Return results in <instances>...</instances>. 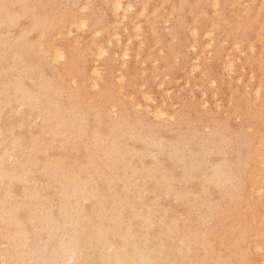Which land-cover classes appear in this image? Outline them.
<instances>
[{
    "label": "bare ground",
    "instance_id": "1",
    "mask_svg": "<svg viewBox=\"0 0 264 264\" xmlns=\"http://www.w3.org/2000/svg\"><path fill=\"white\" fill-rule=\"evenodd\" d=\"M1 1L21 7L15 9V18L5 16L0 10V25L5 23L6 33L14 31L13 29L20 25L17 32L6 35V44L14 51L9 61L14 70L10 72L11 77H2L0 87L5 90L14 89L20 95L29 94V101L33 102L32 109H36L39 117L37 125L27 128L29 133L36 131L37 135H33L31 138V154L27 155V160H22L24 162L21 163L22 165L28 164L30 167L22 171L21 177L27 179L30 174L35 177L36 180H33L35 192L39 196L45 195L46 201L49 199L51 203H55L57 215L61 218L56 219L55 215L47 216L36 201H31L26 203L30 221H34L42 214H45L50 226L58 225V221L65 220L66 237L64 238L69 242L68 258L72 260H70L72 264H143L144 261H152L156 264H251L247 258L250 250L259 251L258 249L264 244V201L259 199L251 202L245 196L249 183H251V189L255 196L261 197L260 195L264 193V56H262L264 54V0H256L258 3L256 9H252L250 6L246 7L249 5L246 4L249 0L245 4V0H128L130 3L122 0H101L99 2L96 0V8L92 4L89 6L90 3L87 1L84 2L85 7L79 5L78 0ZM90 2L92 3V0ZM98 3L100 6L107 4L109 6L108 13L110 8L113 12H121L117 15L119 18L114 15L116 21L112 22L115 25L110 23L111 28L106 26V15L102 14L104 10L102 12L95 10ZM130 7L132 10L129 9ZM245 11L249 14H244ZM103 13H107V10ZM75 28L80 29L79 33L74 34L72 39L65 40L64 32L71 29L74 31ZM127 28L138 36L142 35L140 37L143 40L138 41L134 50L130 43V47L126 45L129 41H126L125 47L131 48L133 51L136 50L135 55L138 54L139 65L147 62L148 75L146 78L148 77L147 82L150 86L153 85V88L157 85L153 79L154 75L163 76L171 73L174 56L184 45L190 43L188 46H192L191 48L194 49L197 44H201L198 43L200 34L203 35L201 37H203L204 48L198 46L203 48L202 53L204 54V50L209 45L212 46L213 40L214 43L216 42L215 46L226 42L227 35L225 37L224 33L229 29L236 30V35L232 38L233 42L230 40L232 44L229 43L231 45L228 44L225 47L231 48L229 51L233 47L238 50V47L242 46L243 39L250 38L252 40L253 37L259 40L257 45L248 40L247 47L251 53L248 60L250 61H248L246 69L240 68L242 77L241 75L237 77V81L241 83L242 78L248 80L246 88L248 87L251 92L249 98L242 99L243 96L235 97L232 92H228V82L223 77V72H227V68L230 69L228 73L234 72L231 69L234 67L235 61L228 58L231 54L226 56L224 64H221L218 59L209 63L205 60L214 75L204 76L206 75L204 74L206 70H204L199 74V79L194 82L195 94L200 93L202 96L200 106L204 108L208 103L213 105V111L205 112L204 109H201L203 110L201 121H204L206 125H214L216 132H223L225 126L231 123V121L230 123L227 121L230 115H233L232 119L237 117L239 119L237 122L240 123L238 130L234 131L232 142L228 138L222 137V146L214 152L211 163L209 161L204 164L199 161L194 162L192 158L195 157V149L189 153V164L184 167L185 170H182L181 164L186 156L177 146L168 147L166 143L168 141L160 137H166L168 134L174 133L173 131L181 130L180 127L175 129L176 127L169 125L170 123H166V119L160 117L162 120H166L158 127L161 128L160 130L150 126L143 128L140 117L135 114L139 111L132 115L130 108L134 106H131L130 103L126 104L127 107L131 106L129 109L124 106L125 91H135L140 86L138 82L142 80V78L137 80L134 75V69L141 66L136 67L138 58L130 60L129 64L122 65L121 61V65H118L117 57L115 61L113 58L103 59V61L100 57V62L99 60L98 63L93 61L95 62L94 77H92L94 79L90 82L91 84L85 82L87 81L85 80V76L87 77L85 70L87 64L85 63H90L88 62L90 50L95 48L92 45L98 46V50L96 49L98 54L103 57L109 56V54H104L107 53L105 48L118 39L117 34L121 37V33L126 32L121 30L126 29L129 32ZM231 33L229 36L233 37ZM62 34L61 38L64 40L58 41L57 37ZM95 34L100 37L97 38ZM71 35L66 34L65 37L69 36L70 38ZM138 36L137 38H139ZM119 40L121 44V39ZM132 40L130 42H133ZM113 44L117 49V45ZM120 44L118 45L120 46ZM258 45L261 47L262 50L258 47L261 51L255 47ZM119 46L118 48H120ZM111 48L112 46H110ZM212 48L215 47H211V50ZM197 49L199 50V48ZM117 51L115 52L117 53ZM125 51L128 53L129 50ZM25 52L30 53L36 61L32 63L26 60ZM194 52L193 54L202 55L199 51L198 53ZM241 52L243 54V51ZM4 53L9 55L6 46L3 49ZM98 54H94L97 59L99 58ZM123 54L120 55V58L123 57ZM178 54L179 58L180 53ZM211 54L213 55V53ZM198 55L196 63L191 64L192 69L189 70L196 69L201 64L202 58L200 57V60ZM128 56L129 53L125 57L128 58ZM130 56H133V53ZM236 57L238 58V56ZM187 58L184 57L181 61L182 66L190 61ZM87 59L89 60L87 61ZM37 60L42 63L53 62L54 64L58 61L63 62H59V67H56L58 71H54L51 75H45L40 68L41 62ZM209 60L211 59L209 58ZM92 63L91 65H93ZM202 63L204 62L202 61ZM99 65L105 67L104 72L98 71ZM53 66L50 67L53 69ZM144 66L142 65V67ZM22 67L32 68L35 72L21 70ZM19 70L22 71V75L16 76L20 72ZM183 72L186 71L181 73L183 74ZM3 73L0 68V76ZM228 73L227 75L234 77ZM14 76H16L15 79ZM114 78L117 80V87H115L116 81L113 83ZM32 79L35 82L34 86L26 83ZM84 83L91 87L88 85L87 88L85 87V91H81ZM206 83L207 87L209 86L211 89L208 88L210 92H200ZM211 83H216V89L209 85ZM167 90L166 92L171 91ZM190 92L192 93V91ZM144 94L146 95V92ZM9 95L10 99L5 96L4 100L13 101L11 94ZM149 96L152 97L151 94ZM85 98L94 109L90 108L91 105L87 107L83 105L87 104L84 102ZM127 98L134 99L136 97L127 96ZM218 99L224 100L227 104L224 111L219 108L221 105L218 107L214 105V100ZM157 100V105H160L161 99L159 102ZM234 100L237 102L234 103ZM7 102L4 101L3 105L6 106ZM170 102L171 99L169 104ZM231 103L232 107L228 109ZM217 105L219 104L217 103ZM139 106L141 105L138 102V106L135 107ZM148 106L146 108L150 110L151 107ZM163 110L161 112L153 111L157 116H161L162 113L164 116L166 113ZM140 115L142 114L140 113ZM171 117L173 118V116ZM22 118L28 121L31 115ZM150 118L152 120V117ZM142 119H144L143 115ZM24 120L21 122L27 123ZM146 121H144L145 124ZM229 129L232 130L231 127ZM15 131V126L10 129L6 127L1 131V137L6 141L10 140L12 144L20 143L19 145H21L22 135ZM177 134H180V131L174 133L175 137L172 135L173 139L170 145L177 141ZM117 139L118 142H116ZM254 139L258 141V144L255 145ZM237 140L247 151L243 167H239L236 162L231 166L233 162L232 147ZM166 148L170 149L169 158H165V161L159 163V159L155 160L154 158L156 155H164ZM205 150L206 148L203 149V151ZM225 150L229 151L221 156L220 153ZM111 152L115 153L113 161H110L108 157ZM6 153H11L9 146H7ZM136 156L151 159L153 163L137 169L135 168ZM180 160H182L181 163ZM172 163H177L176 167L180 165L181 175L175 174L171 169H164V167L171 166ZM250 172L254 173L256 177L259 175L261 180L250 179ZM5 173L4 168L0 166V177ZM190 179H200L202 191H192L191 189L190 193L188 191L183 195L182 181H190ZM189 185H191L190 182ZM155 192L159 198L151 204L148 199ZM186 195L189 200L184 199ZM2 197L0 192V218L12 223H14L13 221L17 222L20 217L14 211V203L11 202L3 206ZM171 198H174L176 202ZM179 204L186 206L182 212H178ZM87 206L90 210H86ZM193 210L197 212L195 216L198 219L197 222H194ZM156 226L161 229V233L158 235L154 233ZM138 234L143 235L147 241H151L152 246H134L127 250ZM248 236L251 237L250 244L247 240ZM23 239L24 235L22 234L16 240L10 241V251L17 243L20 246V241L23 242ZM82 239L85 240L84 243H81ZM220 244L223 246L221 253L218 251ZM104 248L108 249L107 254L103 252ZM193 251H199L201 257H196ZM98 252H100L99 256L94 259V254ZM61 253H55V258L61 257ZM260 254L258 253V255ZM254 264H257L256 261Z\"/></svg>",
    "mask_w": 264,
    "mask_h": 264
},
{
    "label": "rangeland",
    "instance_id": "2",
    "mask_svg": "<svg viewBox=\"0 0 264 264\" xmlns=\"http://www.w3.org/2000/svg\"><path fill=\"white\" fill-rule=\"evenodd\" d=\"M78 1H79V3H78L79 5H83L84 6L85 5L84 2L87 1V2L90 3L89 6H91V4H92L94 6V8H96L97 2H99L101 0H97V2H96V0H92V3L90 2L91 0H78ZM122 1H125L127 3L129 2L128 0H122ZM246 1H248V0H245L244 4L246 3ZM252 1H255V2L253 3ZM251 2H252V5H250ZM0 3H2L1 0H0ZM246 4H249V5H246V7L250 6L252 9H256V7L258 6V3H257L256 0H249ZM98 6H97V9H95L96 11L102 12L104 10L103 12H106V10H107V13H108L109 6H107V4H105L103 6H100V4L98 3ZM131 8L132 7H130L129 9H131ZM84 10H86V9H84ZM103 12H102V14L106 15L105 21H106V26L108 28H111L112 25H115V24H113V23H115L113 21L114 20L116 21V19H114V17L116 16L117 18H119V16H117V15H119L121 13V12L117 13V11L113 12L112 8H110V11H109V13H111L112 15L111 14L108 15L109 13L107 14V13H103ZM245 12H244V14H246V15H247V13L249 14V12H247V11H245ZM107 16H109V17L107 18ZM19 28H20V25L18 27L14 28L13 29L14 31L6 33L7 30L5 28V23L0 25V68L4 72L3 75L0 76V80L2 79V77L3 78H7V77H11L12 76V74L10 72H12V70H14V69L10 66L9 61L11 60L10 58L13 56L14 51L7 46V44H6L7 43L6 35L7 34H11L12 32H17V30H19ZM127 29H129V28H127ZM78 30H80V29L75 28L74 31H73V29H71L70 31H73V32H71V33H73L72 35H71L69 30H66L64 32V36L62 34V35L58 36L57 39H58V41H63L64 39L68 41L69 39H72L76 34L79 33ZM234 30L235 29H229V30H227L225 32L227 34L224 33V36L227 35V37L226 36L225 37H226V39L228 38V40L225 39L226 42H223L222 45L219 44V45L215 46L214 44H216V42L214 43V40H213L212 46L209 45L207 47V49L204 50L205 54L202 53L203 48H204L203 47L204 41L202 40L203 37H201V36H203V35H201V34L199 36L200 38L198 40V43H201L202 45L201 44H197L194 47L195 50L193 48H191L192 46H188V45H190V43L188 45H184L181 48L182 50L180 49L179 52H178V53H180V57L178 58V56H179L178 53H177L178 55L176 54L174 56V59H173L174 64H173V67H172V72L168 73V74H165L163 76L154 75L153 79H155V80L159 79L158 81L154 80V82L157 84V85H155V88H153L154 87L153 85L150 86V84H148V82H147V79H148V77L146 78V76L148 75L147 74V62H145V63L143 62L142 63L143 66L145 65L144 67H142L141 64H140L141 65L140 66L139 63H138V61H139V57L137 56L138 54L135 55L136 54V50L133 51L135 49V45L138 43V41L143 40V38H141L142 35L140 34L138 36V35H136V33H133L130 29H129V32L126 29L125 30H121L122 32H125V31L126 32L125 33H121L122 34L121 37L119 36V34H117L116 37L118 39L114 40L113 42H111V44H108L109 48H108V46L105 48V49H107L106 50L107 53L105 52L104 54L105 55L109 54L110 57L108 55L103 57V55L98 54V51H97L98 50V46L97 45L96 46L92 45V47H95V48H92L90 50V54H89V56H90L89 59L90 60L87 59V61L89 60L88 62H90V63L89 64L85 63V64H87V65H85V70L87 71V77L85 76V80H87V81H85V82L91 84L90 82L94 79V78H92V77H94V72H93L94 70L93 69H94V64H95V62H93V61H96V63H98V60L100 62L101 59L102 60L103 59L107 60L108 58L109 59L113 58L114 61H115V58L117 57L116 58L117 59L116 60L117 64L121 65L120 63L122 61L123 62L122 65H123V64H129L133 59L138 58V59H136V67L140 66V68L138 67L137 69L136 68L134 69L135 73H136V74L134 73V75L137 78V80L139 78H142L141 82H138V83H140V86H142V87L144 86V87L142 88V87L138 86L135 89V91L128 90L129 94H128V91L126 90L125 91L126 94H124L125 95L124 97L127 98V96H128L130 98H132V97H136V98H134V99L133 98L132 99L124 98V102H125L124 106L127 107L126 104L130 103L131 106L135 107V106H138V102L140 103L141 106H139V107H141V108L135 107V109L137 108L136 110L134 109V107H131L130 105H128L127 108L128 109H129V107L133 108V109L130 108V112H131L132 115L136 114V115H138L140 117V122H142L141 124L143 125V128H147L148 126H150V127H156L157 130L158 129L160 130L161 128H158V127H160L162 124H164L163 122L166 121V120H167L166 123L169 122L170 124L169 123L168 124L173 126L174 128L176 127L175 129L180 127L181 130H178V131H180V134H177V138H176L177 141H174V143H172V145H170L171 141L173 139L172 135H173V137H175L174 133H178L177 130L173 131L174 133L168 134L166 137H163V136H160V137H162L163 140L168 141V142H166L168 147L177 146L179 148V150H181L184 153V155L186 157H185L183 163L181 164L182 170H185L184 167H187V165L189 164V160H190V157H189L190 154L189 153L191 151H193V150L195 151V149H196V151H195L196 154H195V157L192 158L194 160V162L199 161V162H202L201 164H204L205 162L209 161L211 163V157L214 156V152L216 150H218L222 146L221 145L222 137L228 138L232 142V140L234 139V135H235L234 131L238 130V128L240 127V123L237 122V121H239V119L237 117H236L237 119L236 118L232 119L233 115H230V118L228 117L229 119H227V121H229V123L231 121V123L228 124L227 126H225V130L223 132H216L215 128H214V125H212V124L206 125L204 123V121H201V119H202L201 116H202V113H203V110H201V109H204L205 112L213 111L212 110L213 105H210V103H208L204 108L200 106L202 96L200 95V93L195 94L196 93V91H195L196 86H194V82H195V80L199 79V74L202 73L204 70H206V71H204V74H206L204 76L211 77V76L214 75L213 70L210 69V66L209 65L207 66V64L209 62L214 61L215 59H218L219 62H221V64H224L226 56L228 54H231V56L230 57L228 56V58H231V60H233V62L235 61L233 63L234 67L233 66H232L233 68L231 67L232 68L231 70L234 71V72L228 73V71L230 72L229 68L226 69L227 72H223V77L228 82V85H227L229 87L228 88L229 89L228 92H230V93L232 92V94L235 97L243 96L242 99H244V98L246 99V98H249V96H251V92L249 91V88L248 87L246 88V85L248 84V82H247L248 80L246 78L245 79L242 78L241 81L242 80L243 81L241 83V82L237 81V77H240L239 75H241L240 74L241 73V69H246L247 66H248V61H250L248 59L251 56L250 55L251 53L249 51V48L247 47L248 46L247 43H249V41H250V42H253L255 45H257L259 43V40L257 38H253V37H252V40L250 38H248L249 41L247 39L246 40L243 39L244 41L240 40L242 42V44H241L242 46L238 47V50L237 49L235 50L234 47H233L232 50L229 51V49H231V48H225V47H227V45L229 43L232 44V42H233L232 38H234L235 37L234 35H236V30L235 31ZM233 31H234V33H231ZM230 33L233 34V35H231L233 37L229 36ZM66 34L71 35L70 38H69V36L65 37ZM99 34H101V33H99ZM62 36H63L64 39L61 38ZM129 36H130V38H129ZM137 36L139 38H141V39L137 38ZM98 37H100V35H98L97 38ZM59 38H61V39H59ZM132 38H135V39L132 40ZM119 39H121V44H120V40ZM129 39L132 40L133 42H130ZM136 40H137V42H136ZM230 40H232V42ZM118 41H119V43H118ZM126 41H129V42L126 43ZM113 43H115L117 45V49L114 48L115 45ZM125 43H126V45L128 47H130L129 46V43H130L132 49L133 48L134 49L131 50V48L125 47L126 46ZM225 43H227V44H225ZM118 44H120V46ZM231 44H229V45H231ZM198 45H200L203 48H201ZM5 46L9 50V55H6L5 53L3 54V49H4ZM110 46H112L111 49H110ZM118 46L120 48H118ZM243 46H244V49H246V50L243 49ZM196 47L199 48V50ZM211 47H215V48H212V50H211ZM255 47L257 48V50L259 48L261 49V47H259V45L255 46ZM185 48H187V49L184 50ZM113 49H114V51H112ZM124 49L125 50H129L128 51V53H129L128 58L125 57L126 55H128V53ZM260 49L258 51L262 50V49L261 50ZM115 51H117L118 54ZM184 51H185V53H184ZM194 51H196V53H198V51H199V53L201 52L202 55L199 56L198 54H193V53H195ZM233 51H236L237 53L233 52ZM241 51H243V54H242ZM92 52H93V55H92ZM123 52H124V54H123ZM96 53L98 54L97 56H99L98 59H97L96 56H94V54H96ZM132 53H133V56H130V55H132ZM182 53H184V54H182ZM188 53H189V56L187 55ZM211 53H213V55ZM121 54H123V57L120 58ZM193 55H196V56H193ZM197 55H198L199 59L201 60V58H202V60H201V64L198 66V68H196L197 70L193 69L194 70V72H193V70H189V69L191 68V64L196 63ZM205 55H208V56H205ZM183 56L185 58L188 57L187 59L190 60L188 63H184L185 66H184V64H183V66L181 65L182 64L181 61H183V59H184ZM220 56H221V58H220ZM236 56H238L240 61H239V59ZM24 57H25L26 60H28V61H30L32 63H34L36 61L34 59V57L28 52L24 53ZM100 57H101V59H100ZM124 57H125V60L123 59ZM130 57H131V59H130ZM182 57H183V59H182ZM207 57H208V59H207ZM176 58H177L178 61L176 60ZM209 58L211 60H209ZM222 58H223V61H222ZM121 59H123V60H121ZM37 61H39V60H37ZM202 61L204 63H202ZM39 62H41V61H39ZM59 62L62 63L63 61L55 62L56 64H54L53 62L52 63L51 62L50 63L47 62L48 64L45 63V62L44 63L41 62V67L40 68L42 69V71H44L45 75H49V74L51 75V73H54V71H56V70L58 71V68H56V67H59V64H60ZM156 62L158 64V61H156ZM91 63L93 65H91ZM51 65H54L53 69L50 67ZM179 65H180V67H179ZM103 67L104 66L100 67V65H99L98 71L101 70L100 72H104L105 67L104 68ZM20 69L21 70H31V71L35 72V70L32 69V68L22 67ZM91 69H92V72H91ZM142 69H145L146 71H144ZM21 70H19L20 72H18L16 74V76L22 75V71ZM138 70L140 71L141 74L138 73L139 72ZM184 70L186 72H183V74H182L181 72L184 71ZM191 71H192V73L194 75L192 73L190 74ZM143 72H144V74H143ZM227 73L234 75V77H232V76L230 77V75H227ZM137 74H139L140 76L139 75L137 76ZM235 74H237V75H235ZM167 75H168V77H167ZM226 75H227V77H226ZM16 76H14V79L16 78ZM165 77H166V79H165ZM228 77H230V78H228ZM241 77H242V75H241ZM177 78H181V79L178 80ZM114 79H113V83H115V81H116L115 87H117V85H118L117 80L116 79L114 80ZM187 79H188V81H187ZM165 81H166V83H164ZM186 81H187V83H186ZM235 81H237V82H235ZM146 82H147V84H146ZM160 82H161V84H160ZM26 83L31 85V86L35 85V82L33 81V79L32 80H28ZM238 83H240V84H238ZM89 84L84 83V87H82L83 89H81V91H85V89L87 88V86ZM160 85H162V86L160 87ZM207 85L208 84L206 83V86H205L206 88L202 87L200 89V92H204V91L205 92H210L209 91L210 88H209V86L207 87ZM209 85H211L212 87L214 86V89H216L215 88L216 87V83H214V84L211 83ZM163 87H165V88H163ZM249 87H250V85H249ZM68 88H69V86H68ZM170 88H172V89H170ZM166 89H168V90L170 89L171 91L169 90L170 92H166ZM69 90H70V88H69ZM245 90L248 92V94H247V92ZM190 91H192L193 94ZM242 91H245V92H242ZM145 92H146V95L148 93L147 96L144 94ZM131 93H133V94H131ZM9 94H11V99H14L13 101L4 100L5 96H7L10 99V95ZM150 94H151L152 97L149 96ZM154 94L156 95V97H155ZM185 94H186V96H185ZM187 95H189V96H187ZM153 96H154V98H153ZM169 97L171 99L170 104H169V101H170ZM191 97H192V99H191ZM0 98H1V101H0V111H1L0 112V166H2L4 168V170H5V172H6L4 174V176L0 177V192H1L2 196H3L2 197L3 206L7 205V204H9L11 202L14 203V206H13L14 207V211L17 214V216L20 217V219L17 222L13 221L14 223L9 222L7 220H2L0 218V260L7 261L8 264H24L25 261H27V262H29V264H31V261H33V260H47V261H50L51 264H72L71 263L72 260L68 258V252L70 251V248L68 246L69 242L67 240H65V238H64V237H66V234H65L66 233V231H65L66 227H64L65 224H66L65 220L58 221L57 222L58 225L50 226V224L47 222L46 216H44L45 214L47 216H50V217H53L55 215L56 219H61L57 215L58 214L57 210L54 207L55 203H51L49 201V199L46 201L45 195L44 196L37 195V193L35 192L36 189H34V187H33V180H36V179H35V177L32 174H30L27 179L21 177L22 176V171H25L26 169H28L30 167V166H28V164L22 165L21 164L23 162L22 160H27L26 159L27 155L31 154V145H30L31 144V138H32L33 135L34 136L37 135L36 131L34 133L33 132L29 133L27 128L30 127V126L38 124V122H39L38 113H37L36 109H32L33 102L29 101V94L28 95H20V94H17L14 89H6L5 90V89L0 87ZM143 98L146 100V102H145V100ZM151 98H153V99L156 98V99L153 100ZM158 98L161 99V100L159 99L160 100L159 104L161 106L157 105L158 103H156V100ZM15 100H17V101L14 103ZM151 100L154 101L155 103L152 102ZM159 100H157V102H159ZM163 100L165 101V103H163L164 102ZM4 101H8L6 103V106L3 105ZM161 101H163V102H161ZM181 101H182V103H181ZM216 101H218L217 103L219 105H217ZM84 102H87L86 98H85ZM233 102L236 103L237 101L234 100ZM148 103H149V106H148ZM175 103H176V105H175ZM232 103L228 106V109H230V107H232ZM83 105L85 107H87V106H90L91 104H89L87 102V104L84 103ZM153 105L155 106V108H154ZM214 105L217 106V107L221 105L219 108L223 109V111L227 107V104L224 102V100L221 101L220 99L214 100ZM146 106L151 107L150 110H148L149 108L147 109ZM157 106H159V107H157ZM199 107H201V108L199 109ZM90 108L91 109L93 108L92 105L90 106ZM157 108L158 109H162V110L164 109L163 111L166 114H168L169 117L166 114L163 116L162 115L163 113L161 114V116H157L155 111L156 110H157V112H161L162 111V110H158ZM153 110H155V111H153ZM184 110L185 111H189V112H185ZM137 111H139V112H137ZM197 111H199V112H197ZM134 112H137V113L134 114ZM193 112H196V113H193ZM140 113L143 115L144 119H142V115H140ZM169 113L173 114V115H171V116H173V118L170 116ZM188 114L190 115V117H189ZM30 115H31V118L28 121H26V120H24L22 118V117H26V116H30ZM226 116H227V114H226ZM150 117H152V120H150L151 119ZM155 117H157V118H155ZM160 117L161 118L163 117L162 119H166V120H162ZM192 117H194V118H192ZM21 120H24L27 123L23 124L21 122ZM144 121H146L147 123L145 124ZM148 121H150V122L153 121V122H151L152 123L151 124ZM148 123L151 124V125H149ZM174 123L177 124V125H175ZM188 125H190V126H188ZM12 126H15V130H16L15 132L16 133H19L20 135H22V137H21L22 138V144L21 145H19L20 143L19 144H12L10 142V140L6 141V140H4L1 137L2 136L1 135V131L5 130L6 127H9V129H10ZM185 126H187V127H185ZM197 127L199 128L198 130H197ZM230 127H231L232 130L229 129ZM200 128H201V130H200ZM183 129H184V131H183ZM11 133H13V132H11ZM164 136H165V134H164ZM187 136H188V138H187ZM5 137L8 138L7 136H5ZM183 140H185V141H183ZM254 141H255V145L258 144V141L256 139H254ZM116 142H118V139H117ZM8 143H10V144L8 145ZM7 146H9V150L11 152L9 154L6 153ZM205 148H206V150L203 151V149H205ZM228 151L225 150L224 152H221L220 153L221 156H224V154H226V152H228ZM232 152H233V158H232L233 162H232L231 166H233V163L235 164V162H236V164L239 167H243L244 164H245V162H244L245 157L247 156V151H246L245 147L240 145V143L237 140L236 142H234V147H232ZM36 153L38 154L40 152H36ZM169 153H170V149L166 148V152L164 153V155H156L154 159L156 160V158H158L159 159V163H160L162 161H165L166 160L165 158H169ZM114 155H115L114 152H111L109 154L108 157H109L110 161L114 160ZM135 162H136L135 168H137V169H139V168H141L143 166L152 165V163H153V161L151 159H145L142 156H136L135 157ZM181 162H182V160H180V163ZM176 166H177V163H175V164L172 163L171 166L164 167V169H167V170L171 169L175 174L181 175L182 171L180 169V165L178 167H176ZM231 169H232V167H231ZM135 172L138 173L137 171H135ZM252 172H250V176H249L250 179L254 180V178H256L258 180H261L259 175L256 177L254 173L252 174ZM182 182H183V190H184L183 195L186 194L189 190L191 191V189H192V191H198V192L202 191L203 187L201 185L202 181L200 179L199 180H191L190 179V181L183 180ZM189 182L191 183V185H189ZM246 189L247 190L245 192V196H247V198L250 199L251 202H253V200H259V199L264 201V197H263L264 193L260 195L261 197L255 196L253 190L251 189V183L248 184ZM190 191H189V193H190ZM187 195L184 197L185 200H189V197ZM218 196H219V194H218ZM133 197H136V196H133ZM190 197H191V195H190ZM158 198H159V195L155 192L154 195L149 197L148 200L152 204V203L156 202V200ZM171 199L173 201H175L174 198H171ZM220 199H222V198H220ZM31 201L32 202L36 201L39 204V207H41V209H43L44 212H45V214H42V215L36 217L34 219V221H32V222L30 221L31 218H30V215H29V209H28V207L26 205L27 202H31ZM185 208H186V206L184 204H179L178 212H182L183 210H185ZM86 210H90V208L87 206ZM196 214H197V212L195 210H193L192 211V215H193V218H194V222H197V220H198L197 218H195ZM133 220H134V218H133ZM37 224H39V225H37ZM154 233L156 235L161 233V229H160L159 226H156V228L154 230ZM22 234L24 235L23 242L20 241V246H18L19 243H17L15 246H13L12 250L10 251V249H11V242L10 241L16 240ZM249 237L250 236H248L247 240H248V243L250 244L251 243V237L250 238ZM84 241L85 240L82 239L81 243H84ZM146 241L147 240L145 239V237L143 235L138 234L135 237V239L133 240V244L132 245L130 244L131 246L128 247L127 250L133 248L134 246H140V247H144V246H147V245L148 246H152L150 244L151 241H147V242ZM218 251L220 253L223 251V246L221 244L218 246ZM256 251L255 250H250V252H249V254L247 256L249 262H251V264H254V261H256L257 264H264V260H263L264 255L260 254L261 253L260 251H257V252ZM58 252H60V253L62 252L61 253L62 256L59 257L58 259H56L55 258V253H58ZM103 252L107 254L109 251H108L107 248H104ZM193 252H194V255L196 257H201V254H200L199 251H193ZM99 253L100 252L95 253L94 254L95 257H93V258L94 259L97 258L99 256ZM258 253L260 255H258Z\"/></svg>",
    "mask_w": 264,
    "mask_h": 264
},
{
    "label": "snow or ice",
    "instance_id": "3",
    "mask_svg": "<svg viewBox=\"0 0 264 264\" xmlns=\"http://www.w3.org/2000/svg\"><path fill=\"white\" fill-rule=\"evenodd\" d=\"M17 7H21V6L16 4L0 3V10L3 11L5 16H12L15 18V9ZM262 56H264V54H262ZM259 251L261 252L262 255H264V244H262ZM0 264H8V262L0 260ZM24 264H29V262L25 261ZM31 264H51V262L47 260H33L31 261ZM143 264H156V262L144 261Z\"/></svg>",
    "mask_w": 264,
    "mask_h": 264
}]
</instances>
